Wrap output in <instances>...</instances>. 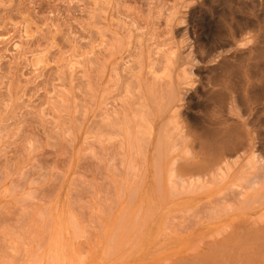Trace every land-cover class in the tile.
<instances>
[{
	"label": "rangeland",
	"instance_id": "1",
	"mask_svg": "<svg viewBox=\"0 0 264 264\" xmlns=\"http://www.w3.org/2000/svg\"><path fill=\"white\" fill-rule=\"evenodd\" d=\"M239 1L0 0V264H245L232 229L264 223V70L233 58V33L264 42V17ZM172 95L164 154L241 139L193 192L151 176Z\"/></svg>",
	"mask_w": 264,
	"mask_h": 264
},
{
	"label": "bare ground",
	"instance_id": "2",
	"mask_svg": "<svg viewBox=\"0 0 264 264\" xmlns=\"http://www.w3.org/2000/svg\"><path fill=\"white\" fill-rule=\"evenodd\" d=\"M237 11H239L240 13L245 14V16L246 15H248V16L253 15V14L256 13V11H262L263 12V17H264V0H245V1L243 0L241 2L239 1V3L237 4ZM240 41H242V43L245 44V46H244L245 48L241 47V45H243L242 43L240 45L238 44ZM263 52H264V42L260 41V36L255 31H253V33H248L246 31H244L243 28H238L233 33V58H235L236 56H239L240 59H242V57H243L245 59V61H246V59H251V57H252L251 55H253L252 59L254 58L255 60H257L256 63L264 70V57L262 55ZM208 57H210V56H208ZM211 58H212V56H211ZM177 99H178L177 95H172V98L169 99V101L166 104V106L164 105V107L160 108L158 110V114L156 116L153 114L155 117H154V120H153L154 123L152 124L151 127H152V131L155 132L157 130L156 131L157 133L155 132V135H156V140H158V141H155V147L152 148L153 151H154L153 152L154 155L149 158V162L154 164L153 166L156 167V169L154 168L155 170H153L151 172V176L154 177L156 175L155 177L158 178L160 175L161 176L163 175L164 169H167V172H170L168 174H171L172 177H176V178L180 179L182 182H185L186 184H188L187 185V189L190 188L189 189L190 192H193L192 189L193 188L195 189L196 186H200V184H202L204 182L203 180L205 178H209L210 180H213V178L210 177L211 174H213L215 177H218L220 175L219 172L222 171V166L221 165H222V161L225 159V154H235L237 149H239V147H241L242 144H241V141H240L241 139L240 138H239L240 140H238L236 137H234V138L232 137V140H231V136H232L231 134L232 133H231L230 127L228 126V127L224 128V130H223V132H222L220 137H218V136L216 137V138H218V141H216V143L217 142L220 143L219 144V148H221V149L219 151H222V152H218L217 156L213 157V159H211V160H207L204 157H202L201 154L194 152L193 145L189 146V149H188L189 151L188 152L190 153V157H188V158H183L185 155L183 157L171 156L170 152H169V149L167 148V147H170L168 145L166 146L167 152L164 154L163 153L164 149L161 147L162 141L160 139H157V138L160 137V134L163 131V129L166 126H168L167 125V123H168L167 119H173V117H174L173 112H175V110L178 109ZM146 114H148V113H146ZM124 119L126 120V118H124ZM143 119H144V117H143ZM126 121H128V120H126ZM149 121L152 122L150 119H149ZM177 123L178 122L176 121V124ZM178 130H179V128H178ZM178 130H177V132H178ZM146 132L148 133V131H146ZM217 132H218V134L216 132L215 133L217 135H219L220 134L219 133L220 132L219 129L217 130ZM135 133H136V131H135ZM165 136H166V133L164 134V137ZM231 141H232V143H231ZM230 143L233 146V149H232V146L230 145ZM176 151L177 150H175V152ZM188 152H186V153H188ZM180 156H181V154H180ZM254 162L256 163V161H254ZM254 162H253V164H255ZM262 162L264 164V158L262 159ZM147 174H149V173H147ZM234 177H235V175H233V178ZM169 179H171V177ZM169 179H168V181H169ZM159 180H160V178H159ZM235 181H238V179H235L233 181V183H232L233 186H235V183H236ZM250 182H251V186L253 184H255L252 181H249L246 184H250ZM219 184H221V183H219ZM173 185H175V184L173 183ZM248 187H250V186H248ZM159 190H157V191H159ZM205 190L206 189H204V191ZM175 193H177V192H175ZM254 198L255 197H249L246 192H244V193L240 192V193H237V195L235 194L233 196L232 202H234L235 205L238 208H243V210H244V207H247L250 204L252 205V203L258 204L257 203L258 202V198H257V201H255L256 199H254ZM262 198H260V200ZM261 205L264 207V201H262ZM252 207H253V205H252ZM227 238H228V235L225 236L221 240V242H214L213 246H216V245H227L228 244L227 242L229 241V240H226ZM232 242H233V257L238 259L239 257L242 256L243 258L240 259V260H245V264H264V223L263 222L262 223L261 222H257V219H249V220H247V219H239L237 222H233ZM200 256L201 255L198 254V255L195 256V258H198ZM240 264H241V262H240Z\"/></svg>",
	"mask_w": 264,
	"mask_h": 264
}]
</instances>
